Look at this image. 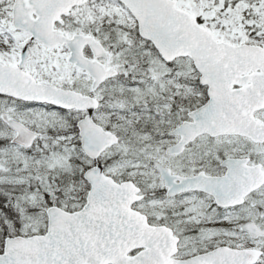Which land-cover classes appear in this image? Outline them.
I'll return each mask as SVG.
<instances>
[{"label": "snow or ice", "instance_id": "snow-or-ice-1", "mask_svg": "<svg viewBox=\"0 0 264 264\" xmlns=\"http://www.w3.org/2000/svg\"><path fill=\"white\" fill-rule=\"evenodd\" d=\"M0 264H264V0H0Z\"/></svg>", "mask_w": 264, "mask_h": 264}]
</instances>
